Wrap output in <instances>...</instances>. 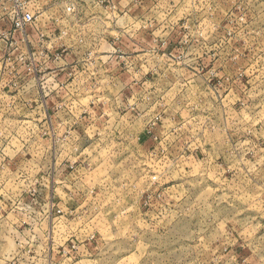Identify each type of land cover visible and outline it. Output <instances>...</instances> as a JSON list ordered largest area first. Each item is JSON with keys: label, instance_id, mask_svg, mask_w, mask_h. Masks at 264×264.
<instances>
[{"label": "rangeland", "instance_id": "1", "mask_svg": "<svg viewBox=\"0 0 264 264\" xmlns=\"http://www.w3.org/2000/svg\"><path fill=\"white\" fill-rule=\"evenodd\" d=\"M0 264H264V0H0Z\"/></svg>", "mask_w": 264, "mask_h": 264}, {"label": "built area", "instance_id": "2", "mask_svg": "<svg viewBox=\"0 0 264 264\" xmlns=\"http://www.w3.org/2000/svg\"><path fill=\"white\" fill-rule=\"evenodd\" d=\"M16 1V0H12ZM69 9V7H68ZM34 21V13L29 9H13L10 19L11 28L13 31H23L31 26Z\"/></svg>", "mask_w": 264, "mask_h": 264}, {"label": "crops", "instance_id": "3", "mask_svg": "<svg viewBox=\"0 0 264 264\" xmlns=\"http://www.w3.org/2000/svg\"><path fill=\"white\" fill-rule=\"evenodd\" d=\"M35 28L37 30L39 29V30H41L43 32H49V31H51V29H50L51 28V25H49V24H47V25H40V27H35ZM28 33H29V36L28 37L32 40V38H34L33 33L31 32V30H29ZM61 70H62V67L59 68L57 71H54V73H55V75H56V77L58 79L62 78L64 75H66V73L64 71H61Z\"/></svg>", "mask_w": 264, "mask_h": 264}]
</instances>
